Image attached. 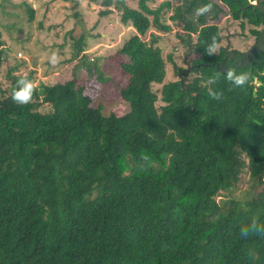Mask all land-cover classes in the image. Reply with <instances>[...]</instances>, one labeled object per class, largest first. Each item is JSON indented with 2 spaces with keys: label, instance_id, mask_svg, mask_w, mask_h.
<instances>
[{
  "label": "trees",
  "instance_id": "trees-1",
  "mask_svg": "<svg viewBox=\"0 0 264 264\" xmlns=\"http://www.w3.org/2000/svg\"><path fill=\"white\" fill-rule=\"evenodd\" d=\"M147 1L131 7L100 0L107 8L99 14L113 2L135 29L118 48L129 57L121 63L130 74L120 88L129 104L122 115L91 105L75 77L36 85L23 106L11 93L31 72L9 73L7 88L0 83V264H264V238L239 236L243 225L264 220V188L243 203L215 199L244 165L264 183V57L252 69L228 60L220 71L215 61L222 53L208 56L204 48L219 34L206 17L221 7L182 0L171 17L184 18L185 44L199 54L191 61L198 75L163 82L164 103L156 106L150 85L163 81L165 61L156 37L141 35L152 23L169 27L159 13L172 2ZM222 1L232 11L238 4ZM206 3L212 11L194 20ZM79 39L73 55L82 50ZM230 68L248 74L243 89L225 79ZM209 89L223 98L211 99ZM43 101L50 109H38Z\"/></svg>",
  "mask_w": 264,
  "mask_h": 264
},
{
  "label": "rangeland",
  "instance_id": "rangeland-1",
  "mask_svg": "<svg viewBox=\"0 0 264 264\" xmlns=\"http://www.w3.org/2000/svg\"><path fill=\"white\" fill-rule=\"evenodd\" d=\"M124 1L131 7L138 6L137 0ZM161 1L148 0L147 4L155 7ZM214 1L221 10L215 17H206V23H216L220 29L224 27L232 30L236 21L230 17L225 4ZM171 2L170 7H163L159 13V22L169 27L162 29L152 23L141 35L146 41L156 37L154 44L160 47L165 61L163 81L150 85L157 93L156 106L164 103L159 97L163 82L179 79L182 74L186 80L198 75L191 61L199 54L185 44L184 18L171 17L175 5L182 0ZM29 7L33 9L32 18L29 16ZM103 8L107 7L100 4V0H0V32L3 40L0 45L1 86L8 87L9 73L24 75L31 72L30 79L37 86L40 83L64 82L75 77L76 83L83 87V93L89 96L90 104H101L104 114L113 112L122 115L126 112L129 104L121 96L120 88L126 85L130 74L122 68L121 63L128 61L129 57L118 52V48L135 29L130 22L121 21V10L114 7L113 2L109 5V13L99 14ZM193 15L195 20L196 11ZM196 32L191 31V42L195 41ZM78 38L82 50L73 55ZM53 53L59 57L55 66L48 62ZM180 68L187 72L184 73ZM98 71L102 72L103 79L98 78ZM37 107L50 109L44 101ZM241 156L247 159L245 154ZM263 188L264 183L251 178L244 165L234 185L228 190L219 191L215 199L220 204L233 199L243 203L258 196Z\"/></svg>",
  "mask_w": 264,
  "mask_h": 264
},
{
  "label": "clouds",
  "instance_id": "clouds-1",
  "mask_svg": "<svg viewBox=\"0 0 264 264\" xmlns=\"http://www.w3.org/2000/svg\"><path fill=\"white\" fill-rule=\"evenodd\" d=\"M253 6L259 3V0H249ZM213 9L212 3H206L202 7L196 10L197 15H206L210 13ZM221 49V41L219 39V34H213L210 37V43L204 48L205 53L208 56H214L219 54ZM51 65L55 66L59 62V57L53 53L49 57L48 61ZM218 77L214 74L210 78V83H215ZM225 79L237 89H243L249 82V76L246 72L237 73L233 68H230L225 74ZM36 91V84L33 80L25 77H20L16 80V86L11 93V100L18 106H23L29 104ZM208 95L213 100H221L223 98V91H215L212 89L208 90ZM239 236L243 240L250 238H264V220L253 219L249 223L243 225L239 229Z\"/></svg>",
  "mask_w": 264,
  "mask_h": 264
},
{
  "label": "flooded vegetation",
  "instance_id": "flooded-vegetation-1",
  "mask_svg": "<svg viewBox=\"0 0 264 264\" xmlns=\"http://www.w3.org/2000/svg\"><path fill=\"white\" fill-rule=\"evenodd\" d=\"M219 1L226 5L230 17L236 22L232 30L223 27L221 31V29L218 28L221 41L219 54H222L219 60L215 61V65L225 55V51L233 50L236 56L242 57L245 50L257 43L259 33L264 28V10L261 9L264 8V0H259L256 6L249 3V0H237L238 4L233 11L228 3L222 0ZM242 44L245 45L242 46ZM260 57H264V40L263 49H256L254 56H251L249 62L243 67L249 66V68L252 69L254 63H258L261 60ZM228 60L230 62H238L234 57L227 56L225 58L227 68ZM191 66L194 67V64H191Z\"/></svg>",
  "mask_w": 264,
  "mask_h": 264
},
{
  "label": "water",
  "instance_id": "water-1",
  "mask_svg": "<svg viewBox=\"0 0 264 264\" xmlns=\"http://www.w3.org/2000/svg\"><path fill=\"white\" fill-rule=\"evenodd\" d=\"M261 9L264 10V8H261ZM263 40H264V28L259 33L257 43L253 44L249 49L245 50L243 52L242 57L236 56L234 54L233 50L225 51V55L220 59V61L218 63H216V67L222 72L226 71L227 66L225 63V58L227 56L234 57L242 66H245L249 62L251 56H254L256 49H258V50L263 49Z\"/></svg>",
  "mask_w": 264,
  "mask_h": 264
}]
</instances>
